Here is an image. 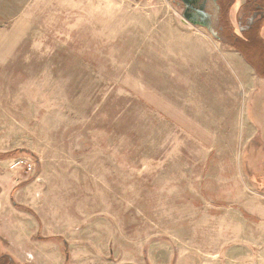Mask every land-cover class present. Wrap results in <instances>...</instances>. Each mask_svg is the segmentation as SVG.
Here are the masks:
<instances>
[{"label":"rangeland","instance_id":"obj_1","mask_svg":"<svg viewBox=\"0 0 264 264\" xmlns=\"http://www.w3.org/2000/svg\"><path fill=\"white\" fill-rule=\"evenodd\" d=\"M185 20L177 0H0V30L25 29L0 64V238L23 264H65L53 236L68 264L258 263L264 77Z\"/></svg>","mask_w":264,"mask_h":264},{"label":"flooded vegetation","instance_id":"obj_2","mask_svg":"<svg viewBox=\"0 0 264 264\" xmlns=\"http://www.w3.org/2000/svg\"><path fill=\"white\" fill-rule=\"evenodd\" d=\"M190 1L187 4L183 0H177L182 13H187L194 23L206 26L211 32L213 30L219 39L230 41L231 47L241 48V42L257 40L254 19L262 12L257 0Z\"/></svg>","mask_w":264,"mask_h":264},{"label":"crops","instance_id":"obj_3","mask_svg":"<svg viewBox=\"0 0 264 264\" xmlns=\"http://www.w3.org/2000/svg\"><path fill=\"white\" fill-rule=\"evenodd\" d=\"M257 3L261 5V11H262L261 15H257L254 19V22H256V25H257V27L255 28L257 40L255 42L253 41L252 42H247V41L241 42L240 51H246L247 53L252 54L254 58L253 59L254 64H256V66L264 67V56L261 53L264 50L261 47V45H264V0H257ZM24 35H25V29L21 27L20 25L13 26V28L8 32H2V30H0V64L5 63L7 60H9L10 55H12L17 45L19 44V41L23 39ZM260 53L262 55H260ZM16 184L17 183H14V185L8 187L5 191V194L11 195L13 190L19 185V184L17 185ZM6 202H7V199L4 200L2 204L6 205L7 204ZM262 229H264V224L262 226ZM262 244L263 246H262L261 251L259 252L257 264H264V233L262 236ZM236 258L241 259L243 258V256L242 255L236 256Z\"/></svg>","mask_w":264,"mask_h":264},{"label":"trees","instance_id":"obj_4","mask_svg":"<svg viewBox=\"0 0 264 264\" xmlns=\"http://www.w3.org/2000/svg\"><path fill=\"white\" fill-rule=\"evenodd\" d=\"M232 48L239 49V51H240V47L239 46L238 47H232ZM262 48L264 49V46ZM263 51L261 53L264 56V52ZM241 52L244 54V56L247 58V60L249 62H251L255 66V68H256V70L258 72V75L261 76V77H264V67H262V66H256V64H254L253 61L249 58V55H248V53L246 51H241ZM261 53H260V55H262ZM21 185H22V183H20L13 190L12 195L15 194V192L18 190V188H20ZM15 205L17 207L21 208V209L23 208L24 210H27L26 207H24V206L22 207V205L19 204V203H17V202H15ZM47 241H55V242H60L62 244V247H63V250H64V254L66 256V262H65V264H68L69 259H70L69 258L70 257V254L67 251L66 243L63 244V242L61 240V237L53 236V237H50ZM0 264H23L21 261H19L17 258H15L11 253H9V252L6 251V249L4 247V244H3L2 240H1V238H0Z\"/></svg>","mask_w":264,"mask_h":264},{"label":"built area","instance_id":"obj_5","mask_svg":"<svg viewBox=\"0 0 264 264\" xmlns=\"http://www.w3.org/2000/svg\"><path fill=\"white\" fill-rule=\"evenodd\" d=\"M23 166H28L27 162L23 159H18L12 163L11 168L12 169H18V168L23 167Z\"/></svg>","mask_w":264,"mask_h":264},{"label":"water","instance_id":"obj_6","mask_svg":"<svg viewBox=\"0 0 264 264\" xmlns=\"http://www.w3.org/2000/svg\"><path fill=\"white\" fill-rule=\"evenodd\" d=\"M185 3H187V4H190L191 3V1L190 0H183ZM183 16L185 17V19L186 20H188V21H190V22H192V23H194L191 19H190V17H189V15L187 14V13H183ZM185 20V21H186ZM196 24V23H195ZM215 37H217L218 38V35L212 30V32H211Z\"/></svg>","mask_w":264,"mask_h":264}]
</instances>
